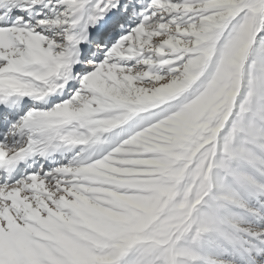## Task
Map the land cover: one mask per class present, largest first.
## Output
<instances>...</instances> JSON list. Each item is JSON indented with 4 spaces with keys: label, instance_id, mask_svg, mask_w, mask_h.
Returning a JSON list of instances; mask_svg holds the SVG:
<instances>
[{
    "label": "snow or ice",
    "instance_id": "6c2138e0",
    "mask_svg": "<svg viewBox=\"0 0 264 264\" xmlns=\"http://www.w3.org/2000/svg\"><path fill=\"white\" fill-rule=\"evenodd\" d=\"M0 264H264V0H0Z\"/></svg>",
    "mask_w": 264,
    "mask_h": 264
}]
</instances>
